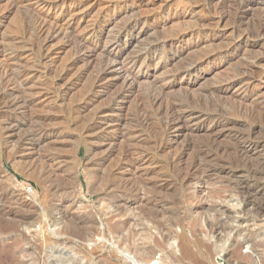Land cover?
Instances as JSON below:
<instances>
[{"label":"rangeland","instance_id":"rangeland-1","mask_svg":"<svg viewBox=\"0 0 264 264\" xmlns=\"http://www.w3.org/2000/svg\"><path fill=\"white\" fill-rule=\"evenodd\" d=\"M224 1L0 0V78H4L0 79V264H133V260L145 264L154 256H161L163 264H264V106L253 107L244 101L240 104L232 96L234 89L231 94L217 91L225 81L246 82L249 76L264 70V33H256L264 0ZM244 2L250 8H240ZM35 18L46 20L50 26L71 21V32L77 38H89L91 30H96V38L90 42L95 51L91 55L59 36L46 44L45 51L52 57L42 61L37 56L36 44L42 37L36 36ZM135 22V28L128 29ZM117 37L124 46L122 57L153 58L146 69L131 70L132 89L120 100L116 95L124 85L123 79L116 78L114 71L104 74L103 68L107 63L104 47ZM238 37H243L241 43L236 41L225 49ZM170 44L178 48L171 50ZM215 52L221 55L209 58L198 70L189 68L191 61ZM256 60H261L258 65ZM8 73H14V77H7ZM17 74L19 81L15 79ZM101 76L103 81L98 82ZM163 78L168 84L157 85L165 84ZM257 85L255 90L264 102V83ZM153 95H162L155 101L157 106L151 102ZM23 99L32 103L31 109L25 108ZM172 100L187 111L219 117L226 125L223 132L227 139L212 143L204 135L190 136L191 132L186 131L164 150L163 144L172 140L165 132L169 121L165 105ZM93 123L99 127L86 135L84 128ZM13 126L17 130L12 132ZM29 129L36 138L45 136L38 146L18 142L16 136ZM123 133L139 136L144 143L129 150L124 147V139L130 136L122 138ZM96 138L110 141L97 145ZM246 143L255 150L249 155L245 154ZM18 144L27 152L33 147L34 160L49 155L59 157L60 170L45 174L38 167L27 172L23 165L16 164ZM96 145L100 146L98 150ZM112 148V157L99 170L96 160ZM126 149L130 151L129 159L124 156ZM140 153L153 159L143 166L147 176L142 170L135 174L130 164ZM116 167L130 170L117 175ZM203 204L215 210L199 211ZM226 238L229 241L223 246L220 243ZM234 241L237 244H231ZM125 254L131 259H126Z\"/></svg>","mask_w":264,"mask_h":264},{"label":"bare ground","instance_id":"bare-ground-1","mask_svg":"<svg viewBox=\"0 0 264 264\" xmlns=\"http://www.w3.org/2000/svg\"><path fill=\"white\" fill-rule=\"evenodd\" d=\"M57 1V0H56ZM116 1V0H115ZM211 1V0H210ZM224 1V0H223ZM228 1V0H227ZM263 1V0H262ZM202 2V1H201ZM206 2H207V0H206ZM208 2H209V0H208ZM207 2V3H208ZM214 3V2H213ZM212 3V4H213ZM224 3H225V1H224ZM229 3V2H228ZM227 3V4H228ZM240 3V2H239ZM238 4V3H237ZM53 5V4H52ZM210 5V4H209ZM222 5V4H221ZM240 5V8H243V7H249L248 5V2H244V3H241V4H239ZM228 6V5H227ZM52 7V6H51ZM225 7V6H224ZM223 7V8H224ZM230 7V6H229ZM231 7H233V6H231ZM262 7V11H261V13H262V15L260 16V19H259V23H258V27H257V31L258 32H256L257 34H262V33H264V3H263V6H261ZM61 8V7H60ZM227 8V7H226ZM250 8V7H249ZM213 9V8H212ZM219 9V8H218ZM227 9H229L230 10V8H227ZM220 10V9H219ZM226 10V9H225ZM240 10V9H239ZM244 10V9H243ZM258 10H260V9H258ZM248 11V10H247ZM221 12V11H220ZM235 12V11H234ZM238 13V12H237ZM249 13V12H248ZM220 14V13H219ZM223 14V13H222ZM228 14V13H227ZM230 14V13H229ZM260 14V13H259ZM236 15H238V14H236ZM147 16V15H146ZM220 16V15H219ZM228 16V15H227ZM26 17H28V16H26ZM71 17V16H70ZM211 17V16H210ZM225 17V16H224ZM73 18V17H72ZM227 18V17H226ZM241 18V17H240ZM25 19V18H24ZM208 19V18H207ZM225 19V18H224ZM28 20V19H27ZM26 20V22H28ZM33 20V19H32ZM35 21V23L37 24V28L35 27V29L34 30H36V36L38 37V38H41L42 39V41L39 43V45L38 44H36V46H38V55L37 56H39V58L42 60V61H46V60H48L49 59V57H50V55L48 54V52H46L45 50H46V44L50 41V40H52V39H54V38H56V37H59V36H62V39H63V36L64 37H66L69 41L68 42H70L71 43V41H72V43H75L79 48H83V49H87L88 51H90V54L91 53H93L94 51H95V48L96 47H93V45H92V43H90L92 40L94 41V39L96 38V30H91V33H90V37L89 38H84V37H80V38H77L78 36H76L75 37V35L71 32V30H72V25H73V23L71 22V21H69L68 23H65V24H58L57 22L56 23H54V25H51V26H53V27H51L47 22H46V20H44V19H38V18H35L34 19ZM220 20V19H219ZM239 20V19H238ZM136 21V20H135ZM257 21H258V19H257ZM25 22V23H26ZM209 22V21H208ZM241 22V21H240ZM29 23V22H28ZM34 23V24H35ZM162 23V22H161ZM200 23V22H199ZM207 23V22H206ZM235 23V22H234ZM238 23V22H237ZM22 24H24V23H22ZM27 24V23H26ZM75 24V23H74ZM77 24V23H76ZM129 24V23H128ZM136 24H137V22H135V23H133V24H130V26L128 27V29H134L135 28V26H136ZM205 24V23H204ZM209 24V23H208ZM242 24V23H241ZM48 25V26H47ZM199 25V24H198ZM207 25V24H206ZM210 25H211V23H210ZM256 25H257V22H256ZM74 26H76V25H74ZM143 26V25H142ZM209 26V25H208ZM211 26H213V25H211ZM242 26V25H241ZM245 26V25H244ZM253 26V25H252ZM144 27V26H143ZM142 27V28H143ZM199 27H200V25H199ZM207 27V26H206ZM234 27V26H233ZM240 27V26H239ZM23 28V27H22ZM27 28V27H26ZM75 28H77V27H75ZM124 28V27H123ZM122 28V29H123ZM140 28V27H139ZM216 28V27H215ZM232 28V27H231ZM241 28V27H240ZM249 28V27H248ZM252 28V27H251ZM33 29V28H32ZM246 29V28H245ZM75 30V29H74ZM77 30V29H76ZM146 30V29H145ZM234 30V29H233ZM246 30H248V29H246ZM23 31V30H22ZM33 31V30H32ZM89 31V30H88ZM25 32H26V30H25ZM69 32H71L70 34H69ZM123 32V31H122ZM125 32V31H124ZM247 32V31H246ZM245 32V33H246ZM136 33V32H135ZM199 33V32H198ZM248 33V32H247ZM25 34V33H24ZM118 34V33H117ZM116 34V35H117ZM182 34V33H181ZM189 34V33H188ZM187 34V35H188ZM192 34V33H191ZM238 34V33H237ZM28 35H29V33H28ZM71 35H73V36H71ZM81 35V34H80ZM83 35V34H82ZM127 35V34H126ZM144 35V34H143ZM243 35V34H242ZM264 35V34H263ZM25 36V35H24ZM133 36V35H132ZM186 36V35H185ZM250 36V34H247V36L246 37H249ZM252 36V35H251ZM250 36V37H251ZM36 37V38H37ZM115 37V36H114ZM133 37H135V36H133ZM244 37V36H243ZM243 37H241V38H243ZM246 37H244L245 39H246ZM125 38V37H124ZM240 37H238L237 39L238 40H231V42H228L227 44H226V46H225V49H228L229 47H232V46H234V42H236L237 41V43L238 42H240L239 40L241 39ZM263 38V37H262ZM11 39V38H10ZM61 39V38H60ZM123 39V38H122ZM131 39V38H130ZM134 39H136V38H134ZM138 39V38H137ZM180 39V38H179ZM230 39V38H229ZM66 40V39H65ZM98 41V40H97ZM138 41H139V39H138ZM164 41V40H163ZM176 41V40H175ZM245 41V40H244ZM37 43H38V41H36ZM126 42V41H125ZM172 41H170V43H171ZM177 42V41H176ZM242 42V41H241ZM240 42V43H241ZM66 43V42H65ZM69 43V44H70ZM124 43V42H123ZM164 43V42H163ZM162 43V44H163ZM243 43H245V42H243ZM258 43V42H257ZM97 44V43H96ZM161 44V45H162ZM178 44V43H177ZM246 44V43H245ZM73 45V44H72ZM123 45V44H122ZM122 45H120V39H118V37L117 38H115V39H113L111 42H110V44H109V46H105L104 47V49H105V51H106V57H104V59H106V61H107V63L105 64V66H103V68H104V74L105 73H111V72H116L115 73V75H116V78H122L123 79V82H122V84H124L123 85V87L121 88V91H120V89H118L119 90V92L117 93V98L116 99H119L120 100V98H122V97H124V95H126L128 92H130L129 90L130 89H132V83L134 82L133 80H134V77L133 76H131V70L132 69H134L135 67H138V69H146V67H148V65H150V63H151V61L153 60V58H152V55L151 56H149L148 58H142V57H140V56H133V57H131L130 59L127 57V56H125V54H124V57H122V52L124 51V46H122ZM125 45V44H124ZM132 45V44H131ZM164 45V44H163ZM176 44H170V49L172 50V49H174V47H175V49L176 48H178V45H176ZM221 45V44H220ZM66 46V45H65ZM67 46H69L68 45V43H67ZM66 46V47H67ZM75 46V45H74ZM182 46V45H181ZM237 46V45H236ZM164 47V46H163ZM168 47V46H167ZM160 48H161V46H160ZM37 49V48H36ZM157 49V48H156ZM155 49V50H156ZM168 49V48H167ZM216 49V48H215ZM223 49V48H222ZM231 49V48H230ZM36 51V50H35ZM154 52V51H153ZM162 52V51H161ZM160 52V53H161ZM165 52H167V51H165ZM164 52V53H165ZM171 52V51H170ZM129 53V52H128ZM138 53V52H137ZM163 53V54H164ZM211 53V52H210ZM1 54V53H0ZM36 54V53H35ZM134 54V53H133ZM139 54V53H138ZM92 55V54H91ZM130 55V53L128 54V56ZM148 55V54H147ZM219 55H221V53L220 52H215V53H213L212 55H210V56H207V57H203V58H201V59H197L198 61H191V64H190V66H189V68L191 69L192 68V70L193 69H199L200 67H201V65L204 63V62H206L209 58H215V57H219ZM146 56V55H145ZM178 56V55H177ZM176 56V57H177ZM264 56V55H263ZM262 56V57H263ZM52 57V56H51ZM50 57V58H51ZM147 57V56H146ZM160 57V56H159ZM256 58H258V57H256ZM39 59V60H40ZM194 60V59H193ZM255 60V59H254ZM260 61L261 60H256L254 63L255 64H257L258 65V63H260ZM41 62V61H40ZM47 62V61H46ZM74 62V61H73ZM189 63V62H188ZM253 63V62H252ZM43 64H44V62H43ZM6 65H8V64H6ZM253 65V64H252ZM260 65V64H259ZM152 66V65H151ZM153 66H157L156 64L155 65H153ZM152 66V67H153ZM7 67V66H6ZM5 67V68H6ZM185 68V67H184ZM69 69H70V67H69ZM152 69V68H151ZM181 69V68H180ZM185 69H187V68H185ZM202 69V68H201ZM63 70V69H62ZM65 70V69H64ZM155 70V69H154ZM158 70H159V68H158ZM179 70V69H178ZM183 70V69H182ZM181 70V71H182ZM189 70V69H188ZM187 70V71H188ZM256 70V69H255ZM49 71V70H48ZM58 71V70H57ZM148 71V70H147ZM184 71H186V70H184ZM183 71V72H184ZM190 71V70H189ZM23 72V71H22ZM64 72V71H63ZM175 72H177V69H176V71ZM174 72V73H175ZM251 72V71H250ZM249 70H248V75H250L249 73ZM58 73V72H57ZM69 73V72H68ZM102 73V72H101ZM152 73V72H151ZM4 74V73H3ZM6 74V73H5ZM9 74V73H8ZM14 74V73H13ZM13 74L12 73H10L7 77H9V76H13ZM20 74V73H19ZM24 74V73H23ZM63 74V73H62ZM67 74V73H66ZM178 74V73H177ZM181 74V73H180ZM191 74V73H190ZM7 75V74H6ZM22 75V74H21ZM102 75V74H101ZM152 75V74H151ZM1 76H3L4 77V75H1ZM20 75H18L17 74V77H15V79L17 80V81H19L20 79L18 78ZM23 76V75H22ZM174 76V75H173ZM192 76V75H191ZM10 77V78H11ZM14 77V76H13ZM59 77V76H58ZM131 77V78H130ZM183 77V76H182ZM189 77V76H188ZM57 78V77H56ZM62 78V77H61ZM98 78V82H100V81H103V77L101 76V77H97ZM131 79V80H129L128 81V79ZM170 78V77H169ZM172 78V77H171ZM240 78V77H239ZM245 78V77H244ZM1 79V78H0ZM12 79V78H11ZM58 79V78H57ZM65 79V78H64ZM63 79V80H64ZM136 79V78H135ZM164 79V78H163ZM189 79V78H188ZM193 79V78H192ZM2 80V79H1ZM3 80H4V78H3ZM2 80V81H3ZM15 80V81H16ZM62 80V79H61ZM167 80V79H166ZM169 80V79H168ZM167 80V81H168ZM228 80H230V79H228ZM227 80V81H228ZM245 79H240L239 81H236V80H232V81H228V82H226L225 81V83L226 84H223V86H221V87H219L218 89H217V91L219 92V93H221V94H226V93H230V91L232 90V89H234V92L232 93L233 95L232 96H235L234 98H235V101H238L239 100V102H240V104H243L242 102L244 101L245 102V104H246V102H250L251 103V105L253 106L254 104L255 105H258V106H264V102H263V100H262V98L260 97V92H258V91H256L255 90V87H256V85L257 84H261V83H264V70L262 69V70H260L258 73H255V75L254 74H252L251 76H249L248 77V79H246V82L244 81ZM136 81V80H135ZM163 81H165V79L163 80ZM193 81V80H192ZM1 82V81H0ZM61 82V81H60ZM158 82H161L160 80L158 81ZM165 83V84H164ZM163 84L164 85H161V84H157V85H159V86H166V83L168 84V82H164ZM171 83V82H170ZM192 83V82H191ZM2 84V83H1ZM58 84V83H57ZM122 84H121V86H122ZM175 84V83H174ZM156 85V86H157ZM169 85H171V84H169ZM168 85V86H169ZM120 86V87H121ZM154 86V85H153ZM153 86H151V88H154ZM159 86H157V87H159ZM258 86V85H257ZM56 87V86H55ZM163 87H160V89L161 88H163ZM185 87V86H184ZM178 88H180V87H178ZM185 88H187V87H185ZM259 88V87H258ZM169 89V88H168ZM173 89V88H172ZM171 89V90H172ZM151 90V89H150ZM156 90H157V93H161V90H160V92L158 91V88H156ZM56 91V90H55ZM155 91V90H154ZM162 91H164L163 89H162ZM168 91V90H167ZM211 92H212V90H210ZM209 91V92H210ZM216 91V90H215ZM217 92V93H218ZM232 92V91H231ZM58 93V92H57ZM153 93V92H152ZM151 93V94H152ZM156 92H155V94H157ZM164 93V92H163ZM262 93V92H261ZM3 94V93H2ZM115 94V93H114ZM154 94V93H153ZM211 94V93H210ZM231 94V93H230ZM128 95V94H127ZM144 95V94H143ZM142 95V96H143ZM148 95V94H147ZM214 95V94H213ZM5 96V95H4ZM10 96V95H9ZM160 96H162V95H160ZM160 96H154L153 95V97H152V101L151 102H153L154 101V105L156 104L155 103V101H158V99H159V97ZM165 96V95H164ZM217 96V95H216ZM228 96V95H227ZM146 97V96H145ZM145 97H144V99H145ZM151 97V96H150ZM219 97H221V96H219ZM226 97V96H225ZM224 97V98H225ZM8 98V97H7ZM23 98H25V97H23ZM140 98H141V96H140ZM139 98V99H140ZM223 98V97H222ZM221 98V99H222ZM0 99H2V98H0ZM143 99V98H142ZM167 99V98H166ZM171 99V98H170ZM169 99V100H170ZM176 99V98H175ZM175 99H173V100H175ZM215 99V98H214ZM218 99H220V98H218ZM220 99V100H221ZM5 100V99H4ZM24 100V99H23ZM122 100V99H121ZM141 100V99H140ZM173 100H172V102H170V104H166L165 105V110H166V112L168 113V115H169V121H168V123H165V125H166V129H165V132L167 133V135H169V137H172V140L171 141H169V142H167V143H165V144H163V149L165 150V149H168V148H170V146L176 141V139L177 138H179V137H181L182 136V134L184 135L185 134V132L186 131H190L191 132V134H190V132H188L189 134H190V136L192 135V133H194L196 136L198 135H200L199 137H201V135H204V137L205 138H207L208 140H210V141H212V143H214V142H217V143H219V141H221V139H225L226 138V136H225V132H223L225 129H226V125H223V123H221L218 119H219V117H217V116H215V117H213L214 116V114H213V116H207V115H201L200 114V112L199 113H195V111L194 112H192V111H187V110H185V109H183V107L182 106H179V104H175L174 102H173ZM191 100V99H190ZM234 100V99H233ZM22 101V100H21ZM115 101V100H114ZM143 101V100H142ZM145 101H146V99H145ZM145 101L144 102H141L142 104L143 103H145ZM160 101V100H159ZM176 101H177V99H176ZM179 101V100H178ZM198 101H199V99H198ZM12 102V101H11ZM15 102H17V101H15ZM116 102V101H115ZM138 102H139V100H138ZM191 102V101H190ZM193 103L195 102L194 101V99H193V101H192ZM191 102V103H192ZM18 103V102H17ZM17 103H15V104H17ZM22 103H25L27 106H25V108H30V107H32V103L30 102V101H26V99L24 100V101H22ZM140 103V102H139ZM158 103V102H157ZM165 103V102H164ZM174 103V104H173ZM179 103V102H178ZM192 103V104H193ZM234 103H236V102H234ZM249 103V104H250ZM10 104V103H9ZM138 104V103H137ZM148 104V103H147ZM146 104V105H147ZM161 104H163V103H161ZM181 104V103H180ZM239 104V105H240ZM248 104V103H247ZM20 105H22L23 106V104H20ZM153 105V104H152ZM185 105V104H184ZM183 105V106H184ZM194 105V104H193ZM196 105V104H195ZM237 105H238V103H237ZM145 106V105H144ZM156 106H157V104H156ZM155 106V107H156ZM162 106V105H161ZM197 106V105H196ZM214 106H215V104H214ZM217 106V105H216ZM228 106V105H227ZM233 106V105H232ZM247 106V105H246ZM245 106V107H246ZM249 106V105H248ZM137 107H139V106H137ZM140 107H142V105L140 106ZM154 107V108H155ZM254 107V106H253ZM121 108V107H120ZM144 108V107H143ZM162 108V107H161ZM203 108V107H202ZM218 108V107H217ZM237 108H238V106H237ZM240 108H241V106H240ZM239 108V109H240ZM249 108V107H248ZM31 109V108H30ZM123 109V108H122ZM149 109V108H148ZM147 109V110H148ZM156 109V108H155ZM163 109V108H162ZM219 109V108H218ZM242 109V108H241ZM259 109V108H258ZM141 110H143V109H140V111ZM205 111H206V109H204ZM210 110H212V109H210ZM220 110V109H219ZM232 110V109H231ZM254 110V109H253ZM263 110V109H262ZM260 111V113L261 112H263V111ZM137 111H138V109H137ZM136 111V112H137ZM144 111V110H143ZM142 111V112H143ZM160 111V110H159ZM163 111V110H162ZM241 111V110H240ZM242 111H243V109H242ZM248 111H249V109H248ZM135 112V113H136ZM145 112V111H144ZM143 112V113H144ZM148 112V111H147ZM211 112V111H210ZM221 112V111H220ZM219 112V113H220ZM236 112H238V111H236ZM164 113V112H163ZM223 113V112H222ZM221 113V115H223ZM140 114V113H139ZM165 114V113H164ZM246 114V113H245ZM256 114V113H255ZM261 114H263V113H261ZM134 115H136V114H134ZM143 115V114H142ZM144 115H145V113H144ZM154 115V114H153ZM254 115V114H253ZM149 116H152V115H149ZM128 117V116H127ZM161 117V116H160ZM224 117V116H223ZM262 117V116H261ZM134 118V117H133ZM140 118V117H139ZM142 118H144V117H142ZM147 118V117H146ZM151 117H149L148 119H150ZM155 118V117H154ZM249 118V117H248ZM253 118V117H252ZM255 118V117H254ZM263 118H264V115H263ZM29 119V118H28ZM30 119H31V117H30ZM135 119V118H134ZM166 119V118H165ZM164 119V120H165ZM37 120V119H36ZM127 120H129V119H127ZM133 120V119H132ZM161 120V119H160ZM225 120V119H224ZM227 120H230V118L229 119H227ZM252 120V119H251ZM250 120V121H251ZM31 121V120H30ZM38 121V120H37ZM36 121V122H37ZM43 121V120H42ZM96 121V120H95ZM134 121V120H133ZM140 120L138 119V122H139ZM145 121H146V123H148L147 122V120L145 119ZM150 121V120H149ZM126 122V121H125ZM136 122V121H135ZM161 122V121H160ZM223 122V121H222ZM225 122V121H224ZM228 122V121H227ZM252 122V121H251ZM107 123V122H106ZM164 123H163V125H164ZM125 124V123H124ZM138 124H140V123H138ZM137 124V125H138ZM145 124V123H144ZM143 124V125H144ZM9 125V124H8ZM11 125V124H10ZM9 125V126H10ZM29 125V124H28ZM109 124L107 123V126H108ZM38 126V125H37ZM86 126V125H85ZM16 127V126H15ZM33 127V126H32ZM44 127V126H43ZM99 127V126H98ZM97 127V125L96 124H92V125H88V126H86L85 128H84V132H85V134L86 135H89L90 133H91V131L93 130V129H95V128H98ZM138 127V126H137ZM149 127L151 128V126H150V122H149ZM161 127H162V124H161ZM7 129L9 128V127H6ZM14 128V126L12 127V132H13V130L14 131H16L17 129H13ZM17 128H18V126H17ZM39 128V127H38ZM127 128H129V126L127 127ZM135 128V127H134ZM140 128V127H139ZM144 128V127H143ZM149 128V129H150ZM165 128V127H164ZM193 128V129H192ZM231 128V127H230ZM238 128V127H237ZM130 129V128H129ZM136 129V128H135ZM134 129V130H135ZM138 129V128H137ZM152 129H155L154 127L152 128ZM10 130V129H9ZM131 130H132V128H131ZM133 130V131H134ZM145 130H146V127H145ZM253 130V129H252ZM25 131V130H24ZM29 131H30V129H29ZM43 131V130H42ZM45 131V130H44ZM114 131V130H113ZM125 131V130H124ZM127 131V130H126ZM136 131V130H135ZM140 131V130H139ZM142 131V130H141ZM150 131V130H149ZM148 131V132H149ZM155 131V130H154ZM158 131H160V129L158 130ZM164 131V130H163ZM251 131V130H250ZM27 132V131H26ZM38 132V131H37ZM51 132V131H50ZM147 132V133H148ZM151 132V131H150ZM228 132V131H227ZM255 132V131H254ZM15 133V132H14ZM133 133V132H132ZM136 133V132H135ZM143 133V132H142ZM232 133H234L233 131H232ZM235 133H237L236 131H235ZM239 133V132H238ZM7 134H8V132H7ZM10 134H11V132H10ZM13 134V133H12ZM17 134V133H16ZM38 134V133H37ZM36 134V135H37ZM137 134V133H136ZM145 134V133H144ZM158 134H160V133H158ZM241 134V133H240ZM40 135V134H39ZM38 135V136H39ZM130 136V138H125L124 139V147L126 146L127 147V149H129L130 147L132 148V146L134 147V145H139V143L143 140L141 137L139 138V136H134V137H131L132 135H130L129 133H123V135L121 134L120 136H122V138L123 137H126V136ZM139 135V134H138ZM188 135V134H187ZM186 135V136H187ZM194 135V136H195ZM253 135V134H252ZM10 136V135H9ZM16 136V135H15ZM90 136V135H89ZM111 136V135H110ZM128 136V137H129ZM146 136V135H145ZM149 136V135H148ZM165 136V135H164ZM234 136V135H233ZM14 137V136H13ZM17 138H18V142H21L23 145H24V143H26L27 145H31L32 146V144H33V146L34 145H39L42 141H43V139H44V137H38V138H36V136L33 134V131H30V132H27L26 134H22V135H20V136H16ZM203 137V136H202ZM232 137V136H231ZM242 137V136H241ZM246 137V136H245ZM114 138V137H113ZM144 138V137H143ZM148 138V137H147ZM146 138V139H147ZM161 138H163V137H161ZM165 138V137H164ZM189 138V137H188ZM234 138V137H233ZM239 138V137H238ZM244 138V137H243ZM242 138V139H243ZM94 139V138H93ZM92 139V140H93ZM110 138H106V139H104V140H101V139H97L96 138V144L97 145H102V143H105V142H107V141H110L109 140ZM117 139V138H116ZM139 139H141V140H139ZM171 139V138H170ZM227 139V138H226ZM229 139V138H228ZM232 139V138H231ZM237 139V138H236ZM235 139V140H236ZM255 139V138H254ZM91 140V141H92ZM148 140V139H147ZM157 140V139H156ZM159 140V139H158ZM188 140V139H187ZM239 140V139H238ZM240 140H241V138H240ZM246 140V139H245ZM17 141V140H16ZM116 141V140H115ZM149 141V140H148ZM160 141V140H159ZM158 141V142H159ZM201 141V140H200ZM204 141V140H203ZM202 141V142H203ZM226 141V140H225ZM228 141V140H227ZM231 141V140H230ZM247 141V140H246ZM250 141V140H249ZM17 142V143H18ZM95 142V141H94ZM157 142V141H156ZM188 142V141H187ZM191 142H192V140H191ZM197 142H198V140H197ZM205 142V144H206V141H204ZM242 142H243V140H242ZM251 142V141H250ZM257 142H259V141H257ZM20 143V144H21ZM142 143H144L143 141H142ZM149 143V142H148ZM186 143V142H185ZM184 143V144H185ZM222 143H224V142H222ZM222 143L220 142V145L221 146H223L222 145ZM237 143H238V141H237ZM240 143V142H239ZM262 143V142H261ZM261 143H260V145H261ZM9 144V143H8ZM106 144V143H105ZM111 144V143H110ZM156 144V143H155ZM155 144H153V145H155ZM194 144V142L192 143V145ZM202 144V143H201ZM204 144V143H203ZM202 144V145H203ZM209 144V143H208ZM207 144V145H208ZM225 145H226V143H224ZM228 144V143H227ZM254 144H255V142H254ZM264 144V143H263ZM16 145V144H15ZM96 145V146H97ZM113 145H115V144H113ZM152 145V146H153ZM195 145V144H194ZM193 145V146H194ZM199 145V144H198ZM212 145V144H211ZM216 145V144H215ZM215 145H213V146H215ZM238 145V144H237ZM243 145V144H242ZM246 145H247V143H246ZM19 144H18V146H17V150L16 151H18V157H17V162H16V164H20L21 166L23 165L24 167L23 168H26L27 169V172H32V171H35L38 167H40V169H41V171H39L40 173L42 172V173H45V174H49V173H51L52 174V172L54 173V172H56L57 170H60L58 167V164L59 163H61L60 161H59V157H57V156H50L49 154V156H45V157H40V159H38V160H34V158H33V156H34V154H33V151H34V148L32 147V151L30 150H28V152L27 151H24L23 149H20L19 148ZM120 145H118V147H119ZM122 146V145H121ZM121 146H120V148H121ZM150 146H151V144H150ZM150 146H147V147H150ZM188 146H190V144L188 145ZM197 146V145H196ZM204 146V145H203ZM209 146V145H208ZM217 146L219 147V145L217 144ZM217 146H215V147H217ZM227 146V145H226ZM255 146V145H254ZM263 146V145H262ZM261 146V147H262ZM112 147H114V146H112ZM116 148H117V146H115ZM125 147V148H126ZM136 147V146H135ZM139 147V146H138ZM143 147V146H142ZM141 147V148H142ZM173 147V146H172ZM195 147V146H194ZM224 147V146H223ZM230 147H232V146H230ZM238 147V146H237ZM98 148H100V146H97V148H96V150H98ZM124 148V149H125ZM144 148H145V144H144ZM151 148V147H150ZM158 148V147H157ZM189 148V147H188ZM196 148V147H195ZM198 148V147H197ZM201 148H203V147H201ZM200 148V149H201ZM220 148V147H219ZM226 148V147H225ZM228 148H229V146H228ZM242 148V147H241ZM15 149V148H14ZM113 149V148H112ZM110 150L109 152H107L106 154H105V156H103V157H101L100 159H98V160H96V163L98 164V165H100V169L99 170H101V165L102 164H105V161H107L108 160V158L114 153V151H115V148L113 149V150ZM119 148H117L116 149V151L118 150ZM126 149V150H127ZM138 149V148H137ZM190 149H192V148H190ZM199 149V148H198ZM198 149H194V150H198ZM209 149V148H208ZM215 149V148H214ZM214 149H212V150H214ZM238 149V148H237ZM245 149H247V150H245L244 152H245V154L247 153L248 155L250 154V153H252V152H254L255 150L250 146V145H247L246 147H245ZM130 150V149H129ZM141 149H139L138 151H140ZM146 150H148L147 148H146ZM151 150V152L153 151L152 149H150ZM150 150H148V151H150ZM194 150H192V152L194 151ZM202 150V149H201ZM220 150V149H219ZM229 150V149H228ZM227 150V151H228ZM231 150V149H230ZM258 150V149H257ZM256 150V151H257ZM23 151V153H21ZM125 151V150H124ZM155 151V150H154ZM189 150H187V152H188ZM200 151V150H199ZM218 151V150H217ZM222 151V150H221ZM240 151H241V149H240ZM259 151H261V150H259ZM121 152H123V150L121 151ZM127 152V154H125V152H124V156H127L128 155V153H130V151L128 152V150L126 151ZM135 152V151H134ZM145 152V150L143 151V153ZM150 152V153H151ZM177 152H178V150H177ZM190 152V151H189ZM201 152V151H200ZM250 152V153H249ZM16 153V152H15ZM133 153V152H132ZM131 153V154H132ZM139 153V152H138ZM138 153H136V154H138ZM195 153V156H196V154H197V156H198V152L196 153V152H194ZM230 153V152H229ZM238 153H239V151H238ZM242 153H243V151H242ZM241 153V154H242ZM258 153V152H257ZM121 154V153H120ZM135 154V153H134ZM135 154V155H136ZM145 154V153H144ZM143 154V155H144ZM147 154H149V153H147ZM154 154V153H153ZM186 154H188V153H186ZM201 154V153H200ZM199 154V156L201 157V155ZM220 154V153H219ZM218 154V155H219ZM222 154V153H221ZM220 154V155H221ZM232 154V153H231ZM230 154V155H231ZM243 155L242 157H245L246 155ZM119 155V154H118ZM140 155V157L138 156V158H136L134 155V157H135V159H134V161L133 162H131L130 164L132 165V167L134 166V171L136 172L135 174H138L139 173V170H142V171H144L143 172V174H144V176L148 173V170L145 168V167H143L145 164H150V162H152L153 161V159L151 158V157H147V156H141V153L139 154ZM152 155V154H151ZM175 155V154H174ZM179 156H180V154H178ZM185 155V154H184ZM209 155V154H208ZM214 155V154H213ZM212 155V156H213ZM225 155V154H224ZM252 155V154H251ZM250 155V156H251ZM121 156H122V154H121ZM129 156H131V155H129ZM155 156V155H154ZM153 156V157H154ZM181 156H182V154H181ZM180 156V157H181ZM188 156V155H187ZM186 156V157H187ZM205 156V155H204ZM211 156V155H210ZM217 156V155H216ZM232 156H233V154H232ZM249 156V157H250ZM112 157V156H111ZM123 157V156H122ZM132 157V156H131ZM199 157V158H200ZM209 157V156H208ZM224 157V156H223ZM222 157V158H223ZM240 157V156H239ZM264 157V156H263ZM36 158V157H35ZM127 159H129L128 158V156L126 157ZM171 158V157H170ZM179 158V157H178ZM177 158V159H178ZM189 158V157H188ZM198 158V159H199ZM218 158V157H217ZM217 158H215V159H217ZM237 158V157H236ZM247 158H248V156H247ZM251 158V157H250ZM120 159V158H119ZM132 159H133V157H132ZM156 159V158H155ZM174 159V158H173ZM182 159V158H181ZM194 159H195V157H194ZM203 159V158H202ZM201 158H200V161L202 160ZM205 159V158H204ZM219 159V158H218ZM243 159V158H242ZM245 159V158H244ZM122 160V159H121ZM131 160V159H130ZM168 160H170V159H168ZM185 160V159H184ZM188 160V159H187ZM190 160H191V157H190ZM209 160V159H208ZM214 160V159H213ZM212 160V161H213ZM248 160V159H247ZM123 161V160H122ZM127 161V160H126ZM175 161V160H174ZM180 161V160H179ZM186 161V160H185ZM203 161H206V160H203ZM212 161H210L209 160V162H212ZM218 161V160H217ZM245 161H246V159H245ZM202 162V161H201ZM200 162V163H201ZM219 162V161H218ZM94 163H95V161H94ZM181 163V162H180ZM186 163V162H185ZM196 163V162H195ZM208 163V162H207ZM213 163H216V162H214L213 161ZM212 163V164H213ZM227 163V162H226ZM129 164V165H130ZM183 164V163H182ZM186 164H188V163H186ZM199 164V163H198ZM198 164H197V166H198ZM223 164V163H222ZM62 165V164H61ZM118 165V164H117ZM119 165H121V164H119ZM123 165V164H122ZM130 165V166H131ZM190 165V164H189ZM193 165V164H192ZM191 165V166H192ZM152 166H153V163H152ZM190 166V167H191ZM151 167V166H150ZM117 168V167H116ZM143 168V169H142ZM151 168H153V167H151ZM192 168H194V167H192ZM145 169V170H144ZM182 169V168H181ZM184 169V168H183ZM130 169H129V167H128V169H127V167H118L117 168V170L114 172V174H117V175H119V174H124V173H127L128 174V171H129ZM186 170V169H185ZM189 170V169H188ZM187 170V171H188ZM200 170H201V168H200ZM91 171V170H90ZM132 172V171H131ZM130 172V173H131ZM196 172V171H195ZM40 173H38V174H40ZM101 173V172H100ZM134 173V172H133ZM132 173V174H133ZM192 173H193V171H192ZM132 174H130V175H132ZM142 174V172H140V175H143ZM185 174V173H184ZM190 174V173H189ZM202 174V173H201ZM59 175V174H58ZM116 175V176H117ZM96 176V175H95ZM126 176V175H125ZM137 176V175H136ZM147 176V175H146ZM192 176V175H191ZM50 177V176H49ZM120 177V176H119ZM54 178V177H53ZM125 178V177H124ZM128 178V177H127ZM135 178V177H134ZM137 178V177H136ZM146 178V177H145ZM198 178V177H197ZM126 179V178H125ZM121 180H123V178L121 179ZM132 180H134V179H132ZM145 180V179H144ZM190 180V179H189ZM128 181V180H127ZM131 181V180H130ZM123 182V181H122ZM134 182V181H133ZM129 186V185H128ZM134 187V186H133ZM131 189V188H130ZM139 189V188H138ZM237 189V188H236ZM241 189V188H240ZM243 189V188H242ZM241 189V190H242ZM132 190V189H131ZM135 190V189H134ZM234 190V189H233ZM239 190V189H238ZM244 190V189H243ZM246 190V189H245ZM235 191V190H234ZM245 192V191H244ZM139 193V192H138ZM211 193V192H210ZM141 194V193H140ZM145 194V193H144ZM241 194H242V192H241ZM137 195V194H136ZM135 195V196H136ZM243 195V194H242ZM133 196V195H132ZM142 197V196H141ZM242 197V196H241ZM207 198V197H206ZM234 198V197H233ZM237 198V197H236ZM135 199V198H134ZM142 199V198H141ZM217 199V198H216ZM209 200V199H208ZM207 200V201H208ZM136 201V200H135ZM138 201V200H137ZM196 201V200H195ZM194 201V202H195ZM246 203V202H245ZM140 204V203H139ZM202 204V203H201ZM231 204V203H230ZM247 204V203H246ZM245 204V205H246ZM124 205V204H123ZM122 205V206H123ZM125 206V205H124ZM119 207V206H118ZM212 207V206H211ZM210 206H204V204H203V206H199L198 207V209H201V210H199V211H201L202 212V210H205V211H207V212H209V211H212L214 208H211ZM216 207H217V205H216ZM219 207V206H218ZM217 207V208H218ZM242 207V206H241ZM245 207V206H244ZM120 208H122V207H120ZM133 208V207H132ZM219 209V208H218ZM217 209V210H218ZM222 209V208H221ZM223 209H225L224 207H223ZM215 210V209H214ZM228 210V209H227ZM236 210V209H235ZM198 211V210H197ZM223 211V210H222ZM247 211V210H246ZM226 212V211H225ZM233 212V211H232ZM231 212V213H232ZM238 213V212H237ZM205 214V213H204ZM209 214V213H208ZM225 214V213H224ZM233 214V213H232ZM231 214V215H232ZM240 214V213H239ZM33 215V214H32ZM212 215V214H211ZM227 215V214H226ZM230 215V214H229ZM243 215V214H242ZM219 216V215H218ZM221 216V215H220ZM224 216V215H223ZM212 217V216H211ZM230 217V216H229ZM234 217V216H233ZM231 218V217H230ZM209 220V219H208ZM207 220V221H208ZM210 221H211V219H210ZM209 221V222H210ZM234 221V220H233ZM238 221V220H237ZM220 222V221H219ZM30 223V222H29ZM233 223V222H232ZM237 223V222H236ZM217 224V223H216ZM222 224V223H221ZM234 224V223H233ZM221 226V225H220ZM216 227V226H215ZM232 227V226H231ZM239 227V226H238ZM220 228H222V227H220ZM228 228V227H227ZM55 229V228H54ZM54 229H53V231H54ZM240 229V228H239ZM56 230V229H55ZM215 230V229H214ZM223 230H224V228H223ZM236 230V229H235ZM238 230V229H237ZM218 231V230H217ZM222 231V230H221ZM230 231H232V230H230ZM228 232H229V230H228ZM213 233H215V232H213ZM226 233V232H225ZM237 233V232H236ZM216 234H218V232L216 233ZM238 234H239V232H238ZM229 235V234H228ZM186 236V235H185ZM218 236V235H217ZM219 237V236H218ZM233 237V236H232ZM185 238V237H184ZM217 238V237H216ZM236 238V237H235ZM234 238V239H235ZM248 239V238H247ZM218 240V239H217ZM231 240V239H230ZM180 241H182L181 239H180ZM229 240L226 238L223 242H221L220 244H222L223 246H224V244H227V242H228ZM243 241V240H242ZM183 242H184V240H183ZM190 241H188V244H191V243H189ZM218 242V241H217ZM244 242V241H243ZM187 243V242H186ZM194 243V242H193ZM199 243V242H198ZM217 244V243H216ZM231 244H237V242H233V243H231ZM245 244V243H244ZM236 247V246H235ZM233 253V252H232ZM125 256V258L126 259H131L127 254H125L124 255Z\"/></svg>","mask_w":264,"mask_h":264},{"label":"built area","instance_id":"built-area-1","mask_svg":"<svg viewBox=\"0 0 264 264\" xmlns=\"http://www.w3.org/2000/svg\"><path fill=\"white\" fill-rule=\"evenodd\" d=\"M132 263L141 264V263H138L136 260H133ZM145 264H163V258H161V256H154L151 260H149ZM221 264H226V262L221 261Z\"/></svg>","mask_w":264,"mask_h":264}]
</instances>
